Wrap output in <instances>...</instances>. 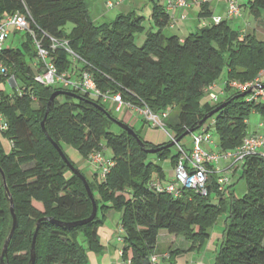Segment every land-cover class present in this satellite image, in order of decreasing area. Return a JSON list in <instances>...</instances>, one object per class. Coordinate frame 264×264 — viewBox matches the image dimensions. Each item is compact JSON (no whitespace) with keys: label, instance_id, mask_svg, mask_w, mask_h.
<instances>
[{"label":"trees","instance_id":"trees-1","mask_svg":"<svg viewBox=\"0 0 264 264\" xmlns=\"http://www.w3.org/2000/svg\"><path fill=\"white\" fill-rule=\"evenodd\" d=\"M166 1L150 0L148 29H145V20L134 12L95 25L86 0H0V22L5 16H25L40 45L48 50L57 74L69 76L73 66L79 73H86L101 94H119L124 104L147 108L158 117L167 112L162 122L168 120L172 109L179 108L175 123H163L165 132L168 127L167 133L173 140L195 129L205 115L226 103L207 121H214L212 130L217 135L219 151L233 152L248 135L247 121L251 114L261 118L264 130V100L250 99L251 91L241 97L245 91L228 86L232 82L252 84L258 80L264 71V41H258L254 35L241 36L226 21L200 28L183 40L167 35L165 30L171 29L173 21ZM208 1L200 3L202 19L210 17ZM247 8L257 19L264 12V0H250ZM67 24L72 28L64 32ZM138 35L144 36L139 46L135 44ZM10 36L7 39L12 38L14 43L19 40V46H3L0 61L14 76L20 93L16 88L7 96L0 92V113L5 123L0 137L9 147L6 151L0 139V168L16 217L7 246V264H30L38 220L52 218L71 224L91 214L92 204L82 181L61 160L41 128L47 102L56 91H67L75 97L55 98L45 119L46 133L69 164L87 180L97 213L93 221L83 226L40 223L34 240V264H87L86 252L103 251L98 230L111 210L121 215V256L130 264H176L179 250L157 257V237L164 232L183 237L190 243L187 251H198L222 214L226 217L212 264H264V157L261 153L245 155L238 165L241 179L246 183V192L241 198L235 197L232 186L219 189V177L211 165L206 166L209 173L205 196L196 190H179L177 195L159 190L156 184L165 178L160 164L169 160L175 167L180 155L175 145L174 153L172 148L153 155L145 150L166 146L171 140L153 145L143 142L134 131L144 144L141 148L126 132L113 134L112 120H120L113 116L116 113L110 111L108 104L89 91L35 83L34 77L41 72V66L32 64L36 50L30 35L14 31ZM223 72L225 98L205 102L207 89ZM259 85L264 84L259 82ZM141 123L149 127L144 119ZM64 146L72 148L83 159L108 150L111 165L102 181H96V175L89 181L68 159ZM11 226L9 204L0 178V255ZM80 238L86 248L78 242ZM152 257L157 258L155 262Z\"/></svg>","mask_w":264,"mask_h":264},{"label":"built area","instance_id":"built-area-1","mask_svg":"<svg viewBox=\"0 0 264 264\" xmlns=\"http://www.w3.org/2000/svg\"><path fill=\"white\" fill-rule=\"evenodd\" d=\"M206 1V0H203ZM227 6V17L228 18H239L241 16V10L239 5V0H225ZM167 10L173 11L176 9H181L186 7V0H167ZM113 4H109L108 8H113ZM180 20H185L186 16H180ZM222 20L220 18H213V24H218ZM174 22V21H173ZM173 23L171 25L174 26ZM11 30L15 32H25L28 33L32 39V44L36 50V63L41 66V72L34 77V82L42 86H59L67 90H80L89 91L93 93L96 97L100 98L103 103L108 104V108L112 113H122L125 109L132 110L136 114L142 116L147 123L153 127L160 130H164V125L162 119L166 118L168 113L164 112L159 117L153 115L147 108L137 109L131 107L130 105L124 104L122 98L119 94H101L93 84L92 80L86 73H79L76 78L71 79L70 76L66 74H57V69L52 63L49 57V52L43 48L39 41L36 39V34L30 29V21L27 20L25 16L14 14L10 16H5L0 22V52L9 36ZM70 55L73 56L71 52ZM35 63V64H36ZM0 77L4 82H8L12 88H16L18 91V84L12 74L9 73L7 67L3 65L0 61ZM231 89L237 90L239 92L247 91L251 88L253 93L250 99L253 101L264 100V90L259 88V82L256 80L254 83L239 84L237 82H232L228 85ZM211 91V86L207 89ZM20 93V91H18ZM210 101H217L216 96L213 94H208ZM205 125V124H204ZM203 125V127H204ZM199 129L194 132L191 136V143L188 147H185L182 143L175 144V149L179 153L180 157L178 162L174 167V181L166 186L161 183H157L156 186L159 190H164L168 194L177 195L179 190H196L199 191L203 196L206 195V181L209 173L206 166L214 165V162H219L220 160H230L233 165L241 164L243 158L247 154L257 153L263 149L264 150V134H248L241 146L233 152H219L215 153L208 149L210 143V137L207 134V128ZM5 129V123L3 120V115L0 113V131ZM171 142H174L172 138L169 137ZM206 147V148H205ZM188 149L189 152L186 151ZM264 157V153H261ZM87 160L98 164L103 168L101 175H96L99 181H102L105 172L111 165L109 159L104 160L103 154H92ZM218 185H220V190H223L230 185V180L227 176H220L218 179ZM156 257H152V262L156 261ZM125 264H130L126 261Z\"/></svg>","mask_w":264,"mask_h":264},{"label":"crops","instance_id":"crops-1","mask_svg":"<svg viewBox=\"0 0 264 264\" xmlns=\"http://www.w3.org/2000/svg\"><path fill=\"white\" fill-rule=\"evenodd\" d=\"M249 1L250 0H246V1L245 0H239L241 16L239 18L234 19V20H230L231 18H227V14H226L227 6H226L225 0H209L208 1V12L210 14V17L207 19H202L199 17L200 3L203 2V0H186V7L185 8L176 9V10L168 12V14L171 18L170 21L171 20L174 21L173 23L175 24L174 26L171 27V29L169 28V30H177L178 34H174V35H176L180 40H183L189 34L195 33L200 28L212 25L213 24V18H220L222 21H226L227 24L231 27V29L238 31L241 36H243V35H254L258 41H264V20L262 19L264 12H263V14L260 15V17L255 19L248 11L247 3ZM111 3H112L111 0H86V4L88 5L89 10L91 9V6H93V7L96 6L95 10L91 14L92 15L94 14V16H97V18L102 16V18L99 19L98 21H93L94 24H102V23H107V22L112 21V19H110L108 21H104L107 19L103 18V17H105V14H107L109 11L106 7H108L109 4H111ZM151 10H152V6L150 3V0H119L118 5L113 6V11L115 12V15H113V16L116 17L117 15H123V14H128L130 12H134L136 15L141 16L145 20L146 25H148V28H149L150 27L149 17L151 14ZM110 11H112V10H110ZM89 13H90V11H89ZM101 13H103V14H101ZM180 16H186V19L180 20L179 19ZM241 19H242L241 24H239V20H241ZM239 25H241V27H239ZM11 31L12 32H10L9 36L14 32L13 30H11ZM19 37L20 36L17 35L18 39H19ZM141 37H143V35ZM143 38H142V40H143ZM19 40L16 41V45L18 44ZM23 41H25V39H23ZM4 43L5 44L3 46L5 47L7 41ZM35 62H36V60H34L32 62V64L34 66H35ZM68 75L71 77V79L76 78L79 75L78 69L77 68L74 69L72 66V68L68 72ZM225 80H226V78L224 77V80L222 82L219 83L217 81L211 86V91L210 90L208 91L207 98L204 100L205 102L210 101V97L208 96V94L215 95L217 101H222L225 98V95H226L225 90H224L226 87L225 86ZM258 81L261 84H264V71H262L260 73ZM126 110H128V109H126ZM122 113H120L119 116ZM251 116H253V115L251 114L250 117ZM250 117L247 121L248 128H249ZM118 119L120 120V117H118ZM213 124H214V121L209 120L205 123L203 128H207V132H208L210 129L213 128ZM248 128H247L248 134H259V135L264 134L263 124H262L261 118H259V122L257 123V126L254 129L250 130ZM141 130H144V135H145L146 139H149L152 142H156L153 145H159V144H163V143H166L167 141H169L168 133L163 131V130H159V129L155 130L150 125H149V127L148 126H144V127L142 126ZM189 143L188 142L184 143V141H183L182 144L185 147H188ZM213 149H214L215 153L220 152L219 148H218V141H217V144H215V146L213 147ZM260 153H264V150L262 149L260 151ZM78 157H80V156L78 155ZM164 162H167V164H168V171L170 174V180L171 181L168 179L169 183H165L164 181H165V179H167V177H166V178H164V180H161L160 183L163 186H166V185H168L174 181V166L170 165L169 160H166ZM86 163H93V162H89L88 160L80 157V164L79 165H82L83 168L79 169L80 167L78 166V169L81 171L83 170L82 172L85 174L86 178L90 181V180L94 179V176L97 174L94 173L91 175L90 172L88 173V170H85ZM211 168L217 174V176L220 177V176H224L223 174H225V173H232L240 167L238 165H233V163H231L230 160H223L222 162L217 163L216 166L213 165ZM163 171H164V169H163ZM164 175L166 176V171H164ZM172 175H173V177H172ZM91 177H92V179H91ZM98 181H99V179H98ZM229 186H231V183ZM111 213H113V212L110 211L107 214L104 225L98 230L99 237L102 236V237H100V241H101V244L103 246V251L101 254L104 255V257L109 259V264H123L120 261V259L118 258L119 253H121V250L119 248H120V246L123 245L122 239H121V233H120V225H119L120 216H118L119 222L117 223V232H116V231H113L112 229H110L109 227H107V217ZM218 223H222V222L219 221ZM105 230L107 231V234H106ZM118 249H119V251H118ZM188 249L189 248L185 249L184 251H180L181 253L179 255H177V257H176V264H182V263H180L179 260L182 259V255L187 254V253L184 254V252H186V250H188ZM207 252H208V250H207ZM161 256H168V254L165 253ZM114 257H116V258L113 259ZM209 259L212 260L211 258H209ZM203 263H204V260H202L199 264H203Z\"/></svg>","mask_w":264,"mask_h":264},{"label":"rangeland","instance_id":"rangeland-1","mask_svg":"<svg viewBox=\"0 0 264 264\" xmlns=\"http://www.w3.org/2000/svg\"><path fill=\"white\" fill-rule=\"evenodd\" d=\"M246 1V0H245ZM112 4L114 6H117L119 3V0H111ZM96 6L93 7L91 6V9L89 10L90 13V18L93 21H98L99 19L102 18V16L98 17L94 16V14L92 15L91 13L95 10ZM109 11L107 14H105V17H103L104 21H108L110 19H112V21L115 19V17L113 15H115V12L113 11V8H108L106 7ZM116 8V7H115ZM114 8V9H115ZM112 10V11H110ZM227 11V8H226ZM103 14V13H101ZM263 14V13H262ZM228 18V17H227ZM262 19L264 20V14L262 16ZM230 20H234V18H231ZM241 20H239V24H241ZM95 25H100V24H95ZM144 26L145 29H148V25H146V22H144ZM239 27H241V25H239ZM72 28L71 24H67L66 27L64 28V32H68L70 29ZM165 33L167 35H174V34H178L177 30H165ZM19 36V35H18ZM142 35H138L135 39V44L136 45H141L142 43ZM20 39V37H19ZM7 43H6V47H15L16 43H14L12 38L6 39ZM19 46V43L16 45ZM10 72V71H9ZM11 74V73H10ZM225 77V72H223L222 76L219 78L218 82H222L224 80ZM0 79H2L0 77ZM59 87V86H58ZM0 92H3L6 96L11 94L13 92V88L12 86L8 83V82H3L0 81ZM178 111L179 108H174L170 111V115L167 121L163 122L165 125L171 123H175L176 122V118L178 115ZM253 116L250 117L249 120V128L250 130L254 129L257 126V123L259 122V116L256 114H252ZM113 116L115 118L120 117V121H122L124 124L128 125L130 128L134 129L135 132H137L139 138L145 142V143H150V144H155L156 142H152L149 139L145 138L144 135V130L142 129V123L141 120L143 119L142 116L136 114L134 111L132 110H124L123 113L119 116V113L113 114ZM145 120V119H144ZM160 130V129H159ZM167 130L170 131L167 127ZM110 131L113 134H119V132L121 131L120 128L117 125H112L110 127ZM167 131V132H168ZM208 136L211 137L210 138V143L208 145V149H210L211 151L215 152L213 147L215 146V144H217V135L214 133V131L212 129H210L207 132ZM192 136L188 135L186 136L183 140L182 143L184 141V143L186 142H190ZM1 139V137H0ZM2 144L5 148L6 151H8L9 147H8V143L5 140H2ZM191 143V142H190ZM189 143V145H190ZM215 143V144H214ZM174 148V147H173ZM171 149V152L174 153V149ZM64 153L66 154V156L68 157V159L76 164V166L80 167L79 169H82V165L80 164V157H78V154L76 153V151H74L72 148H69L67 146H64ZM110 157V152L108 150L104 151V160L106 161L107 159H109ZM87 160V159H86ZM222 162L221 160L217 163ZM216 162H214V165L216 166L217 164ZM162 166V168L164 169V171H166V176L167 179H165V183H169L168 179L170 180V174L168 171V164L167 162H163L160 164ZM85 170H88V173L90 172L91 175L92 174H97V175H101L103 172V168L100 167L98 164H94V163H86L85 165ZM239 169V170H238ZM236 171L232 172V173H225L223 175L227 176L230 180L231 186L233 188V192L236 198H241L245 192H246V183L243 179H241V169L238 168ZM83 171V170H82ZM173 177V175H172ZM218 177V176H216ZM92 179V177H91ZM96 181L99 179L97 176L95 177ZM171 181V180H170ZM34 206L38 209H42L41 207H39V205L34 204ZM113 213H111L108 217H107V227H109L110 229H112L113 231L117 232V223L118 221V216H121L120 213L118 211L115 210H111ZM110 212V211H109ZM108 212V213H109ZM107 213V214H108ZM107 216V215H106ZM226 217V214H222L217 222L215 223V225L209 230V234L210 237L207 241H205V243L203 244V246L198 250V251H187L184 252L187 253L186 255H182V259H180V263L182 264H199L202 260H204L203 264H212L214 261V256H215V252L216 249L219 247L220 241H221V235H222V231H223V221ZM219 221H221L222 223H218ZM120 223V222H119ZM106 234L107 231L105 230ZM113 234V233H112ZM217 235V236H216ZM102 237V236H100ZM78 242H80L81 246L86 248V244L85 242L80 238L78 240ZM120 246V245H119ZM123 246H120V250L122 249ZM190 248V243L187 242L186 240H184L183 237H176L174 235H168L167 233H161L158 237H157V241H156V247H155V254L158 256H161L165 253L169 254V252L174 251V250H179V251H184L185 249ZM118 249V251H119ZM208 250V252H207ZM189 252V253H188ZM102 253V252H101ZM94 254L92 252H86V256H87V264H109V259L104 257V255L102 254ZM177 257V256H176ZM116 257H114L113 259H115ZM120 261L125 264V261L122 260V256L121 253H119V257ZM209 258H211L212 260H210ZM175 262H176V258H175Z\"/></svg>","mask_w":264,"mask_h":264},{"label":"water","instance_id":"water-1","mask_svg":"<svg viewBox=\"0 0 264 264\" xmlns=\"http://www.w3.org/2000/svg\"><path fill=\"white\" fill-rule=\"evenodd\" d=\"M259 88L261 90H264V85H260ZM250 91H251V88L249 90L245 91L244 93H242L241 94V97L249 94ZM57 96H71V97H75L74 94H72L70 92H67V91H56V92H54L50 96V98H49V100L47 102L45 116H44L43 121L41 122V128H42V131L45 134L46 138L51 142L52 146L55 148V150L59 154L61 160L67 165V167L69 168V170L73 174H75L76 176H78V178L82 181V183L84 185V188L86 190L87 196H88V198L91 201L92 210H91V214H90L89 218H87V219H85L83 221H79V222H75V223H71V224L61 223V222L55 221L52 218H42V219L38 220L37 223H36V229H35V233H34V237H33V242L31 244L30 264H34V259H35L34 240H35V235H36V232H37V229H38L40 223H42L44 221H48V222L53 223L55 225L64 226V227L83 226V225H85V224L93 221L94 218H95V216H96V213H97V207H96V204H95V200L93 198V195L91 193V190L89 188V185H88L87 180L71 164H69V162H68L67 158L64 156L62 150L53 141H51V139L49 138V136L46 133L45 125H44L45 119H46V117H47V115L49 113L50 108L53 106V102H54V100H55V98ZM225 105H226V103L218 106L217 108H215L214 110H212L211 112H209L207 115H205L202 118V120L199 122L198 126L195 129H191V130L186 131L183 134L182 137L176 139L174 142H171L170 144H168L166 146H163V147L145 150L146 153L153 155V154H157L158 152H160L162 150L172 148L175 144L179 143L186 136L192 135L194 132L198 131L199 128L201 126H203L208 119H210L212 116H214L216 113H218L222 108L225 107ZM106 116L108 118H110L109 115L106 114ZM112 121L114 122L115 125H117L120 128V130L126 132L129 136H131L132 138H134L136 140L137 144L141 148L144 147V144L137 138V135L135 134V132H134V130L132 128H130L128 125H126L123 122H120L118 120H114L113 119ZM0 178L2 180V184H3V187H4V196H5L6 200L8 201V204H9V213H10L11 221H12L11 229H10L9 234H8V236H7V238H6L5 242H4L3 250H2V253L0 255V264H7V259H6L7 258L6 257L7 256V246H8V243L10 241V238L13 235V232H14V229H15V226H16V217H15L14 210H13V200H12V197L10 195V192H9V190L7 188L6 180H5V175H4L3 171L1 170V168H0Z\"/></svg>","mask_w":264,"mask_h":264},{"label":"bare ground","instance_id":"bare-ground-1","mask_svg":"<svg viewBox=\"0 0 264 264\" xmlns=\"http://www.w3.org/2000/svg\"><path fill=\"white\" fill-rule=\"evenodd\" d=\"M8 38V37H7ZM6 42V41H5ZM5 44V43H4Z\"/></svg>","mask_w":264,"mask_h":264}]
</instances>
